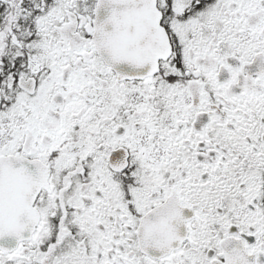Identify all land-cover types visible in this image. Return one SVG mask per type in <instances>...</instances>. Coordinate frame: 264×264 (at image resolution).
I'll return each mask as SVG.
<instances>
[{"label": "snow or ice", "instance_id": "snow-or-ice-1", "mask_svg": "<svg viewBox=\"0 0 264 264\" xmlns=\"http://www.w3.org/2000/svg\"><path fill=\"white\" fill-rule=\"evenodd\" d=\"M0 264H264V0H0Z\"/></svg>", "mask_w": 264, "mask_h": 264}]
</instances>
